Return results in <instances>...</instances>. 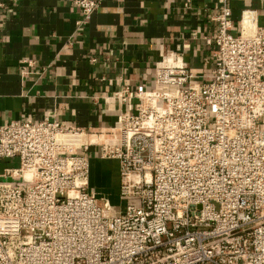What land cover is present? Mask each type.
<instances>
[{"label":"built area","instance_id":"obj_1","mask_svg":"<svg viewBox=\"0 0 264 264\" xmlns=\"http://www.w3.org/2000/svg\"><path fill=\"white\" fill-rule=\"evenodd\" d=\"M72 1L79 25L100 4ZM216 2L208 82L177 57L154 89L123 85L132 108L80 149L58 136L85 130L47 116L0 125V159L18 160L0 174V264H264V26L243 15L234 34ZM92 145L118 163L119 207L89 190Z\"/></svg>","mask_w":264,"mask_h":264},{"label":"crops","instance_id":"obj_2","mask_svg":"<svg viewBox=\"0 0 264 264\" xmlns=\"http://www.w3.org/2000/svg\"><path fill=\"white\" fill-rule=\"evenodd\" d=\"M98 1L79 25L72 0H0V125L47 116L83 128V135L58 136L80 149L90 133L115 126L121 111L132 108L133 99L121 104L112 97L123 85L154 89L156 68L177 65V57L191 83L210 80L215 49L203 37L216 30L210 18L216 0H192L190 8L183 0ZM228 6L234 34L243 15L244 27L251 26L249 14L264 26V0H228ZM24 59L33 65L22 73ZM88 157L89 190L119 207L117 161L99 158L94 145Z\"/></svg>","mask_w":264,"mask_h":264},{"label":"rangeland","instance_id":"obj_3","mask_svg":"<svg viewBox=\"0 0 264 264\" xmlns=\"http://www.w3.org/2000/svg\"><path fill=\"white\" fill-rule=\"evenodd\" d=\"M18 165L17 158L14 159V161H9L7 159H0V172H3V169L7 166H13L16 167ZM117 199V198H116Z\"/></svg>","mask_w":264,"mask_h":264}]
</instances>
